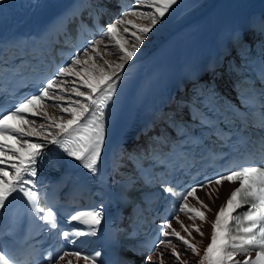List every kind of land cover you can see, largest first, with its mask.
<instances>
[{"label":"bare ground","instance_id":"bare-ground-1","mask_svg":"<svg viewBox=\"0 0 264 264\" xmlns=\"http://www.w3.org/2000/svg\"><path fill=\"white\" fill-rule=\"evenodd\" d=\"M20 1L3 0V4H0V11L7 10L10 5ZM219 1L179 0L170 13L150 31L138 50L136 57H134L133 61L126 63L125 68L122 50L116 41L121 40L124 42L125 47L130 48V45L135 40V36L139 34L137 31L138 27L146 22V17L130 15L125 18L126 23L118 25L114 30L116 39H109L108 36L104 35V32L97 40L100 43L92 45L91 48L79 56L76 64L69 66L72 69L70 72L63 70L59 78L52 84L49 94L42 101L36 103L35 108L31 105L29 106L31 111L25 117L10 120L13 126L12 129L7 134L1 135L5 137L11 136L13 139L0 138V152L4 153V156H2L4 162L0 167H5L10 175L4 176L0 174L2 175L0 180L9 184L10 181L15 179L20 164L25 161L27 156L35 149L53 143L56 136L65 129L78 126L82 122L83 116L89 106L94 103V100L108 95L109 90L104 86L95 90L77 87V77L72 74L77 72L83 73L84 68L79 69V63L85 62L87 59L91 60L93 63L99 65V70L105 71L104 74L109 76L114 75L116 80L113 81V84H115L120 80L121 73H126L131 66L155 55V61L158 58L159 60L148 68L143 81L157 72L161 64L166 60H168L169 73L172 79L175 80L177 79L179 64L190 46L197 42V45L203 51L212 56L215 52L213 41L218 34V24H222L225 19L231 16L246 17L251 9L260 2V0H236L231 5L222 7L219 21L212 23V26L203 32L200 37H196V34L202 31V27L186 32L192 26L195 19L202 18ZM134 10L145 13L153 11L150 5L141 6L139 0H136L132 4V9L128 12L131 13ZM121 15L122 12L118 9L117 4L110 6V23H114ZM134 17L140 21H127L128 18ZM168 41L170 43L165 47ZM103 43L110 46L108 49H110L109 52L111 53H108L104 49L103 51L99 50L100 45ZM97 54L99 55L98 58L95 57ZM88 68L90 69V64H88ZM212 68L219 73L225 72L223 66L219 68L217 64H213ZM141 85L142 82L132 91L128 109L132 107ZM73 109L76 111H73ZM29 145H38L39 147L28 148ZM16 148H23L25 151V155L22 156L19 164L17 163L19 162L20 154L15 151ZM232 186L227 181H217L191 194L186 204L187 209L190 211L189 214L180 215L170 223L169 232L175 234L176 238L169 245V249L165 251L160 249L151 258L155 261V264H204L214 215L221 208L223 200L228 196ZM200 228H203L201 235ZM61 264L92 263L75 255H67L61 261Z\"/></svg>","mask_w":264,"mask_h":264},{"label":"snow or ice","instance_id":"snow-or-ice-1","mask_svg":"<svg viewBox=\"0 0 264 264\" xmlns=\"http://www.w3.org/2000/svg\"><path fill=\"white\" fill-rule=\"evenodd\" d=\"M178 2L179 0H139V4L141 6L146 5V4L150 5L153 11H150L147 13L143 11L137 12L135 10L131 13L128 11H124L119 19H116L114 23H109L107 25V31L104 33V35L112 36L113 38H115L116 34L114 30L117 28L118 25L126 23L125 18L129 17L130 15L132 16L139 15L140 17H146V22L138 27L137 31L139 34L135 36V40L130 45V48L125 47V44L123 41L121 40L116 41L117 44L120 46L122 53H123L122 57L124 59V68H125L126 63L133 61L134 57H136L138 50L141 48L145 38H147L150 31H152L158 25V23H160L166 17V15L170 13V11L173 9L174 6L178 4ZM2 3H3V0H0V4ZM259 27L261 31H264V21L260 22ZM233 39L237 41H242L243 33L239 29H236L233 32ZM95 43H100V42L95 41ZM78 60H79V57H76V59L72 61V64H76ZM71 70H72L71 67L64 69V71H69V72ZM60 71H61V68L59 69V72ZM104 73H105L104 70H99L97 72L95 69H89L88 67H85L83 69V73L77 72L75 73V75L77 77H80L83 80L84 86H86L87 88L95 90V89L101 88V86L107 87L109 91H108L107 97L104 100L105 105H107L109 102H113L116 99L118 95V88L120 84L122 83V81L126 78V73L125 72L121 73L120 80L117 81L115 84H113V81L116 80V77L114 75L109 76ZM261 76L264 77V68H262L261 70ZM37 102H39L38 98L33 97L32 100L27 101L25 104L21 105V107H23L26 111L29 112L31 111V109L29 108V105H32L33 108H35ZM73 111H76V110L73 109ZM101 115H103V113ZM14 117L15 116L6 117V123H8ZM99 133H100L99 141H100L101 147L97 148L94 158H90L88 162H84L81 164V167L86 169L90 175H98L100 173V167L103 163L101 159L103 155V143L105 140L103 124L99 125ZM0 138H6L9 140L13 139V137L11 136L5 137L4 135H0ZM93 144H94V140H90L89 146L91 147L93 146ZM34 147H39V146L38 145L28 146V148H34ZM15 151L20 154L19 162L17 163L19 164L21 162L22 156L25 155V151L23 148H16ZM34 155L35 153H32L30 155V158L31 156H34ZM0 156H4V153L0 152ZM129 159H131V154H129ZM3 162L4 161L0 160V164H2ZM115 166L116 167L119 166L118 161L116 162ZM255 170L260 171V169H255ZM0 174L4 176L10 175V173L6 170L5 167H0ZM31 174L33 176H36L38 174L35 168L31 170ZM126 187H130V185ZM15 191L16 189L14 186L6 183L3 180H0V209H5V207L7 206L6 202L8 203L10 202V199L15 194ZM167 191L171 192L172 189L169 188L167 189ZM38 211L40 210L38 209L37 212ZM91 215L93 218L88 221L91 231L88 233H80V234L81 235L87 234V235L96 237L98 235V229L101 226L102 212H99V211L93 212L91 213ZM256 215L257 217H264V206L260 208L259 212H257ZM52 216H53V212L50 211L48 216L42 219H44L46 222H49L51 221ZM72 219L76 220L77 217L73 216ZM50 227L54 229L56 225L50 224ZM119 233H120V229L116 228L112 234V239H113L114 244H119ZM128 235H129V243L127 246L128 256L126 259L125 258H114L111 261L105 258L101 259V257H104V253H102L100 250H95L93 255L84 256L83 259L85 261L91 260L92 264H136L135 258L137 256H141V264H155V261H153L150 256H142V252L144 251V249L142 245L137 241L135 233L130 232L128 233ZM63 236L65 238H68L69 233L64 232ZM0 242H3V234H0ZM160 243L163 244L165 243V241L160 240ZM259 244L261 246H264V240H261ZM34 251L37 255H39L41 251H43L45 253L44 259L48 262V264H61V261H63L65 257L68 255L67 252L60 254L56 252L54 248L50 252L47 249L40 250V251L35 249ZM208 251L211 255H206L204 257V260L207 262V264H211L213 257L216 258V264H219L220 257L223 255L222 248L218 247L216 244H213L209 248ZM244 252H247V250H245ZM75 256L79 258L81 256V253L77 251L75 253ZM0 264H6V258L3 256L2 253H0ZM243 264H264V250L257 252L255 259L249 258L245 260Z\"/></svg>","mask_w":264,"mask_h":264},{"label":"rangeland","instance_id":"rangeland-1","mask_svg":"<svg viewBox=\"0 0 264 264\" xmlns=\"http://www.w3.org/2000/svg\"><path fill=\"white\" fill-rule=\"evenodd\" d=\"M3 4V3H2ZM127 21H130V22H136V21H140V20H138L136 17H134V18H128L127 19ZM127 25V24H126ZM103 38H104V35H103ZM108 38L109 39H116V37L115 38H113L112 36H108ZM108 44H102V45H100V48H99V50L101 49L102 51H103V49L104 50H106L108 53H111V52H109L110 51V49H108V48H110V46L108 45ZM107 46V47H106ZM112 47V46H111ZM98 51V50H97ZM99 54V53H98ZM97 54V55H98ZM97 55H95V57L96 58H98L99 57V55L97 56ZM88 64H90V69H95L97 72L99 71V65H97V64H95V63H93L91 60H86L85 62H81V63H79V65H78V68L79 69H81V68H85V67H88ZM93 74H95V73H93ZM73 76H75V77H77L75 74H72ZM77 80H78V83H77V87H79V88H81V89H86L87 87L86 86H84V83H83V80L81 79V78H79V77H77ZM212 213V212H211ZM204 225V224H203ZM208 225V224H207ZM202 226V225H201ZM202 229L203 228H200V235H201V231H202ZM209 233V232H208ZM199 235V236H200Z\"/></svg>","mask_w":264,"mask_h":264}]
</instances>
